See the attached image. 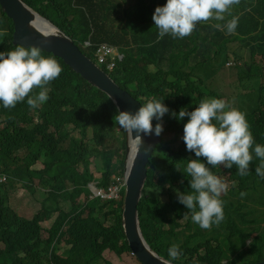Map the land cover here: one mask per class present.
Returning a JSON list of instances; mask_svg holds the SVG:
<instances>
[{"label": "trees", "instance_id": "1", "mask_svg": "<svg viewBox=\"0 0 264 264\" xmlns=\"http://www.w3.org/2000/svg\"><path fill=\"white\" fill-rule=\"evenodd\" d=\"M24 1L73 37L90 57L101 42L117 45L124 56L117 57L113 70H108L114 80L142 104L155 97L169 108L139 204L148 243L181 264L264 260V178L255 172L260 158L253 151L249 174L243 176L235 165L231 169L209 166L227 184L220 197L224 218L218 226L202 229L177 199L178 192L192 191L185 169L196 157L182 140L188 117L180 121L171 115L182 108L194 110L205 97L219 99L222 93L198 70L220 55L222 69L234 54L235 73L247 88L235 97L253 103L247 112L243 104L238 110L246 114L253 147L264 145V0H240L232 7L226 20L239 17L232 34L212 26L224 21L210 20L198 23L187 37L168 34L160 40L152 16L167 0ZM5 31L0 35L2 52L18 45L13 44L14 23L0 5V33ZM41 54L54 57L63 69L47 86L49 99L37 108H31L27 99L13 108L0 103V174L8 175L0 183V264H113L103 260L106 250L119 256L131 251L122 217L125 188L119 199H105L91 197L90 183L107 189L116 181L113 174L124 176L126 132L118 129L117 106L106 92L62 58L47 51ZM39 91L34 89L31 95ZM158 122L153 118L154 126ZM169 133L174 134L169 137ZM114 141L118 146H113ZM94 166L100 177L92 171ZM21 185L41 200L31 218L12 207L10 190ZM253 189L257 190L249 200ZM47 220H52L49 226L44 225ZM173 244L180 251L175 259L168 253Z\"/></svg>", "mask_w": 264, "mask_h": 264}, {"label": "clouds", "instance_id": "2", "mask_svg": "<svg viewBox=\"0 0 264 264\" xmlns=\"http://www.w3.org/2000/svg\"><path fill=\"white\" fill-rule=\"evenodd\" d=\"M239 3L240 0H167L163 6L155 8L152 16L154 26L158 29L157 39H163L168 34L173 38L182 39L191 35L198 23L209 22L210 20L224 21L223 24L215 23L212 26L217 30L232 34L238 26L239 17L232 16L231 19L226 20V15L231 16L232 7ZM43 17L48 19L45 16ZM48 20L55 24L50 19ZM30 23H34V21ZM46 34H54V30H49V33ZM0 35H6V31L0 33ZM74 42L78 44L75 40ZM86 43L90 44L89 41H86ZM14 45H18L14 50L2 52L5 48L0 49V103L5 108H13L17 103L27 99V104L31 108H37L49 99V88L47 86L59 77L63 69L54 57L43 56L41 51L46 50L41 49L39 46ZM106 45L111 47V53H115V56L113 54L106 55V59L102 61L100 58H96V52ZM123 56L124 54L117 45L104 41L98 44L94 50L96 61H94V57H88L110 74L109 71H112L115 67L117 57L122 59ZM227 62L226 64H228ZM112 63L114 65H111ZM235 64L234 61L230 66ZM37 88L40 91L36 95H31L33 90ZM116 111L118 114L114 116V121L120 129L128 134L131 154L135 158L144 143L141 134L144 136L153 134V118L160 121L154 126V134L160 136L161 140L163 132L162 118L170 110L163 101L153 97L142 104L135 113L121 111L119 108ZM171 115L180 121L188 117L183 127L182 140L187 150L194 152L196 157V159L188 161L185 169V173L191 177L189 184L192 191L189 193L178 192V202L186 206L191 213L192 221L200 228L210 229L213 224L218 226L224 218V202L220 197L227 190V184L218 175L214 174L209 166L215 168L223 165V167L231 169L235 165L238 175H247L249 174V165L253 160L254 151L255 156L261 160L260 165L255 168V172L258 176L264 178V145L255 144L253 147L254 138L246 114L232 107L223 99L205 97L194 110L188 111L182 108L178 114L173 111ZM173 134L166 135L170 137ZM201 157L207 163L202 162ZM113 176L123 178L122 188L124 189L125 173L124 176L118 174H113ZM7 180V173H1L0 183ZM113 183H117V179L111 182V184ZM108 188H99L94 183L90 184V189L93 192L92 197L119 199L120 195L118 198H109L97 194V189L108 191ZM243 195L245 194L241 193V196ZM131 253L135 255L132 251ZM168 253L171 258H177L180 255L179 245L173 244L168 249ZM170 261L181 264L173 260Z\"/></svg>", "mask_w": 264, "mask_h": 264}, {"label": "water", "instance_id": "3", "mask_svg": "<svg viewBox=\"0 0 264 264\" xmlns=\"http://www.w3.org/2000/svg\"><path fill=\"white\" fill-rule=\"evenodd\" d=\"M0 4L14 22V44L25 47L39 46L61 57L88 82L106 92L121 111L135 113L142 106L140 100L121 87L110 74L88 57L72 37L34 11L23 0H0ZM33 21L34 23H30ZM49 30H54V34H46ZM154 128L153 125L151 135L141 134L144 143L135 158L132 157L127 134L123 227L131 251L143 264H176L159 254L148 243L140 224L139 204L148 178V163L157 143L161 141L160 136L154 134ZM244 264H264V260Z\"/></svg>", "mask_w": 264, "mask_h": 264}, {"label": "rangeland", "instance_id": "4", "mask_svg": "<svg viewBox=\"0 0 264 264\" xmlns=\"http://www.w3.org/2000/svg\"><path fill=\"white\" fill-rule=\"evenodd\" d=\"M87 44V43H86ZM78 45V44H77ZM88 45V44H87ZM79 46V45H78ZM87 52V51H86ZM113 54L115 56V53H111V51H108L106 55ZM232 54L230 57H228V64H226L222 69L221 66L223 64V55H220L216 59H214L212 62L208 63L207 65L203 66L198 72L200 74L205 75L203 76L209 83V85L212 88H215L219 90L222 94L219 99L225 100L228 104H230L232 107L238 109L239 104H243L245 106L246 112L251 108L249 105L253 104L251 100L249 99H243L239 95V100L236 99L235 94L236 93H245L247 91V88L243 86V81L240 80V77L238 76V72L235 73V70H238L235 65L230 66L231 64L238 63L236 61V56ZM96 58L99 57V52H96ZM256 59L258 61H261V55H257ZM94 61H96L94 57ZM240 65V64H239ZM235 69V70H234ZM233 87L236 88L234 92H232ZM119 130H121L118 127ZM168 138V137H167ZM126 140H127V133H126ZM118 142L114 141L113 146H118ZM127 154V151H126ZM36 168H40L39 165H35ZM95 173V176L100 177L101 173L97 167L94 166L93 170ZM92 184V183H90ZM257 189H253L250 192V199L253 197L255 191ZM259 197L261 196L260 193H258ZM70 193L67 194L65 192V196H69ZM10 197L12 200L13 208L16 209V211L25 217H33L34 214L40 209L41 207V200H38V196L31 195L28 190H26L23 185L16 189L10 190ZM92 197V196H91ZM85 199V195L81 196V200ZM261 212V210H260ZM54 220V218H53ZM52 220H47L44 222V225L49 226ZM185 221V220H184ZM255 236V235H254ZM3 244L0 243V246ZM103 260L104 261H110L113 264H141L140 261L137 259L135 255L131 253V251H127L121 256L117 255L116 253L112 251L106 250L103 254ZM253 262V261H249ZM236 264H243V262L240 259H237Z\"/></svg>", "mask_w": 264, "mask_h": 264}, {"label": "built area", "instance_id": "5", "mask_svg": "<svg viewBox=\"0 0 264 264\" xmlns=\"http://www.w3.org/2000/svg\"><path fill=\"white\" fill-rule=\"evenodd\" d=\"M108 51H111V47L107 45L98 49L100 60L104 61L106 59V53H108ZM111 65H114V63H112ZM116 179L117 183L111 184L108 188V191H104L103 189H97V194L103 197L118 198L120 195L121 188L123 186V178L116 177Z\"/></svg>", "mask_w": 264, "mask_h": 264}]
</instances>
